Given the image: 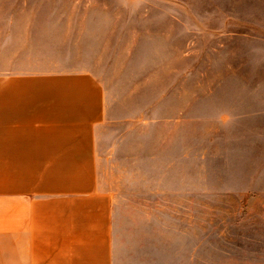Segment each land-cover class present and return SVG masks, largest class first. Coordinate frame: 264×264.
<instances>
[{
    "label": "rangeland",
    "instance_id": "374dc122",
    "mask_svg": "<svg viewBox=\"0 0 264 264\" xmlns=\"http://www.w3.org/2000/svg\"><path fill=\"white\" fill-rule=\"evenodd\" d=\"M6 70L97 75L99 179L126 205L195 194L203 223L264 186V0H0Z\"/></svg>",
    "mask_w": 264,
    "mask_h": 264
},
{
    "label": "crops",
    "instance_id": "0c3cea01",
    "mask_svg": "<svg viewBox=\"0 0 264 264\" xmlns=\"http://www.w3.org/2000/svg\"><path fill=\"white\" fill-rule=\"evenodd\" d=\"M107 120L92 71H2L0 264H264V186L203 223L195 194L176 214L128 206L99 179Z\"/></svg>",
    "mask_w": 264,
    "mask_h": 264
}]
</instances>
